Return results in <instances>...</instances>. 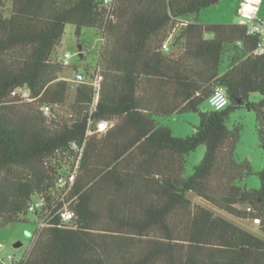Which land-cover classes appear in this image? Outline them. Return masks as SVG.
Masks as SVG:
<instances>
[{"label":"trees","instance_id":"16d2710c","mask_svg":"<svg viewBox=\"0 0 264 264\" xmlns=\"http://www.w3.org/2000/svg\"><path fill=\"white\" fill-rule=\"evenodd\" d=\"M211 1L0 0V227L30 212L40 223L13 264H264L263 237L188 195L261 219L264 234V168L259 188L242 185L253 172L236 157L243 125L228 126L234 110H254L264 149V55L243 23L183 21ZM70 24L77 37L86 27L102 36L71 101L61 75ZM218 86L229 104L204 107ZM20 88L30 97L13 95ZM184 112L200 123L174 135L161 121Z\"/></svg>","mask_w":264,"mask_h":264},{"label":"rangeland","instance_id":"374dc122","mask_svg":"<svg viewBox=\"0 0 264 264\" xmlns=\"http://www.w3.org/2000/svg\"><path fill=\"white\" fill-rule=\"evenodd\" d=\"M238 3L239 0H219L216 3L203 7L199 14H191L186 19L195 20L199 18L206 23H236L239 20L236 14ZM261 13H264L263 7ZM75 29L74 25H68L63 36V49L72 54L70 59L71 65L64 67L61 73L62 77L70 83L69 101L75 96L77 72H86L88 69H93L96 63L95 52L102 44V36L96 29L84 28L81 37H77ZM227 59V55H224L223 69L228 66ZM260 98L259 93H253L250 96V100L252 101H258ZM204 107L211 108V105L206 103ZM161 122L169 126L174 135L188 136L195 132L196 127L200 123V116L195 112H184L174 114L169 118L163 119ZM238 123H242L243 129L236 146V157L239 161L248 160L253 169L252 174L243 180L242 185L247 188H259V172L264 168V149L259 144L255 111L245 106L234 110L228 120V126L229 128H234ZM205 152L206 146L200 145L188 155L186 176L193 173L194 167L202 161ZM188 195L195 205L208 207L217 215H222L264 238V234L260 230V224L256 223L254 219L236 218L193 192H189ZM243 207H246V205H243ZM26 219L25 221H18L0 227V243L4 245L0 247V256L6 258L8 254H12L16 259L15 262L18 263L27 255L39 230L40 223L33 212H30L26 216ZM16 244L19 245L17 246ZM6 264L13 263L7 262Z\"/></svg>","mask_w":264,"mask_h":264},{"label":"built area","instance_id":"2783aa9c","mask_svg":"<svg viewBox=\"0 0 264 264\" xmlns=\"http://www.w3.org/2000/svg\"><path fill=\"white\" fill-rule=\"evenodd\" d=\"M110 8H113L117 0H104ZM264 0H240L237 6V12L241 17V23L247 25L249 35H256L259 39L258 45L255 49V54L264 55V13H261L262 5ZM209 36V34L207 35ZM242 41H239L240 44ZM166 50L169 49V45L166 42L164 44ZM72 54L66 51L63 55V63L66 67L70 66V59ZM86 72H77L76 81L77 84L85 81ZM13 95L20 96L22 98H29L30 94L25 89H16L13 91ZM209 104L215 109H222L229 104V96L227 90L223 86H218L213 95L209 99ZM43 110L46 114L50 112V106H44ZM105 125V124H102ZM102 125L100 129H102ZM71 179H74V175L71 176ZM63 178L61 181L63 182ZM43 201L41 199L35 200V202L30 206V211H34L37 207L41 206ZM249 211H252V207H248ZM62 217L65 220H69L74 217V214L71 211L62 212ZM256 223H261V219L254 218ZM3 243H0V247H3ZM16 259L14 255L8 254L6 258L0 256V264H6L7 262L13 263Z\"/></svg>","mask_w":264,"mask_h":264},{"label":"crops","instance_id":"0c3cea01","mask_svg":"<svg viewBox=\"0 0 264 264\" xmlns=\"http://www.w3.org/2000/svg\"><path fill=\"white\" fill-rule=\"evenodd\" d=\"M240 1V0H239ZM262 7L264 8V6L262 5ZM236 14H237V16H238V22H236V23H241V17L239 16V14H238V12L236 11ZM184 22H190V21H194V20H189V19H184L183 20ZM178 28V27H177ZM177 28H176V30H177ZM171 42H172V40H171V37H170V39H168V41H167V43H168V45H169V49L167 50L168 52L169 51H171L173 48H172V46H171ZM227 62H228V66H227V68H225V70H227L228 69V67H229V65L231 64V60H230V55L228 56L227 55ZM107 127V124H105V125H102V129L104 130L105 128Z\"/></svg>","mask_w":264,"mask_h":264},{"label":"water","instance_id":"95a60500","mask_svg":"<svg viewBox=\"0 0 264 264\" xmlns=\"http://www.w3.org/2000/svg\"><path fill=\"white\" fill-rule=\"evenodd\" d=\"M218 1H219V0H212V1H211V4H212V3H216V2H218ZM16 245L18 246L19 244H16Z\"/></svg>","mask_w":264,"mask_h":264}]
</instances>
